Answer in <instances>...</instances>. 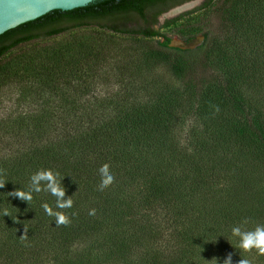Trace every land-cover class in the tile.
I'll return each instance as SVG.
<instances>
[{"label":"trees","instance_id":"trees-1","mask_svg":"<svg viewBox=\"0 0 264 264\" xmlns=\"http://www.w3.org/2000/svg\"><path fill=\"white\" fill-rule=\"evenodd\" d=\"M184 1L94 0L0 34V91L19 93L0 117V264H264L232 235L264 225V0H203L192 48L154 28ZM92 25L112 35L44 43ZM46 169L71 208L9 196Z\"/></svg>","mask_w":264,"mask_h":264},{"label":"rangeland","instance_id":"rangeland-1","mask_svg":"<svg viewBox=\"0 0 264 264\" xmlns=\"http://www.w3.org/2000/svg\"><path fill=\"white\" fill-rule=\"evenodd\" d=\"M202 1L203 0H192L190 2L191 4L189 5L186 4L189 2L184 3V7L179 11L175 10L176 8H174L169 12L162 14L159 17V22L154 25V28L166 33V35L171 38V45L173 46L192 48L199 45L204 38L205 24H203V20L205 17L201 12H198V15L197 13L187 14L186 12L199 7ZM181 14L184 15L181 16L182 18H180V20L176 21L174 24L168 27L163 26L167 18L176 17ZM93 34L98 39H100L102 35H112L111 32L92 25L77 29L74 28L57 36L46 37L44 39V43L64 41L65 39L72 40V36L74 35L87 36ZM114 36L115 42L122 41L123 44L129 43L130 40L134 38V36L132 35L114 34ZM154 39L160 41L163 40L162 38L158 39V37H155ZM18 97L19 93L16 88H6L3 91H0V117L6 116L8 113L16 109L17 103H19L17 100ZM1 98H3V100Z\"/></svg>","mask_w":264,"mask_h":264},{"label":"clouds","instance_id":"clouds-1","mask_svg":"<svg viewBox=\"0 0 264 264\" xmlns=\"http://www.w3.org/2000/svg\"><path fill=\"white\" fill-rule=\"evenodd\" d=\"M101 182L99 184V190L103 191L114 180L112 174H110L108 165H104L99 169ZM43 187H42V183ZM6 182L0 179V188L5 186ZM41 191H48L56 197V208L65 209L71 208L73 200L71 196L65 199L66 189L62 186V180L59 178V173L54 172L52 169L40 170L31 176V186L24 190L23 188H17L12 192H8L9 196L18 197L21 200L31 201L33 199V193H39ZM42 207L47 215L55 218L56 224H67L69 218L60 211H54L48 203H43ZM3 215H11L8 209L3 210ZM89 215H95L92 211ZM27 231V228H26ZM25 231V232H26ZM232 235L239 237V248L245 251H251L255 249L259 255H264V225H258L254 230L242 231L241 227L235 226L232 228ZM236 247V246H235ZM223 264H232L231 254H229L227 260ZM239 264H252L248 259L243 258L239 261Z\"/></svg>","mask_w":264,"mask_h":264},{"label":"water","instance_id":"water-1","mask_svg":"<svg viewBox=\"0 0 264 264\" xmlns=\"http://www.w3.org/2000/svg\"><path fill=\"white\" fill-rule=\"evenodd\" d=\"M94 0H0V34L52 10H70ZM187 5L191 4L186 3ZM186 6V5H185ZM184 7L178 6L179 11ZM182 48V47H181ZM191 48V47H189Z\"/></svg>","mask_w":264,"mask_h":264},{"label":"flooded vegetation","instance_id":"flooded-vegetation-1","mask_svg":"<svg viewBox=\"0 0 264 264\" xmlns=\"http://www.w3.org/2000/svg\"><path fill=\"white\" fill-rule=\"evenodd\" d=\"M191 1H192V0H187V1H184V2H182V3H178V4L174 5V6H172L169 10L165 11V12L162 13V14H165V13L169 12L170 10H172V9L178 7V6H182L184 3H186V2H191ZM162 14H161V15H162ZM161 15H160V16H161ZM160 16H159V17H160Z\"/></svg>","mask_w":264,"mask_h":264}]
</instances>
